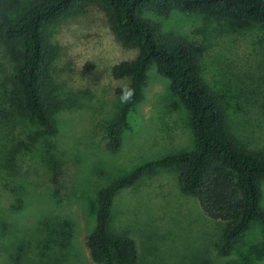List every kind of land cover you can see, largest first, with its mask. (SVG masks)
<instances>
[{
	"label": "rangeland",
	"instance_id": "obj_1",
	"mask_svg": "<svg viewBox=\"0 0 264 264\" xmlns=\"http://www.w3.org/2000/svg\"><path fill=\"white\" fill-rule=\"evenodd\" d=\"M32 1L0 0V264H100L85 246L100 191L145 162L192 148L189 114L151 64L120 146L109 148L105 125L121 105L117 87L129 82L111 65L136 49L117 39L108 10L87 0L44 27L52 128H42L15 97L20 43L2 38ZM153 13L162 32L194 47L229 132L264 153V26L179 8ZM180 168L157 166L112 196L109 229L134 240L138 264H264L263 225L253 221L224 244L225 223L182 191ZM259 190L264 208V179Z\"/></svg>",
	"mask_w": 264,
	"mask_h": 264
},
{
	"label": "trees",
	"instance_id": "obj_2",
	"mask_svg": "<svg viewBox=\"0 0 264 264\" xmlns=\"http://www.w3.org/2000/svg\"><path fill=\"white\" fill-rule=\"evenodd\" d=\"M85 1L33 0L14 21L2 27L5 42L20 43L19 65L13 75L20 109L45 129L52 128V120L44 99V27ZM93 1L108 10L117 39L136 49L133 57L111 65V74L127 77L135 95L132 102L121 103L117 115L105 125L109 148L116 150L120 146V128L128 112L143 98L151 64L169 79L171 91L187 110L194 143L189 150L145 162L102 188L95 225L85 236L90 259L100 264H138L134 240L126 233L114 234L109 229L112 196L160 165L181 166L178 181L182 191L194 195L207 216L225 223L224 244L239 236L253 221L264 228L259 190V181L264 179V153L245 147L229 132L218 95L204 81L190 42L162 32L158 22L144 19L146 10L165 13L179 8L264 26V0ZM117 92L120 93V87Z\"/></svg>",
	"mask_w": 264,
	"mask_h": 264
},
{
	"label": "clouds",
	"instance_id": "obj_3",
	"mask_svg": "<svg viewBox=\"0 0 264 264\" xmlns=\"http://www.w3.org/2000/svg\"><path fill=\"white\" fill-rule=\"evenodd\" d=\"M144 19L150 20L155 23L158 22L159 17L157 14L146 10L144 14ZM134 95H135V89L131 87L130 82L123 83L120 85V94H119L120 103L128 104L132 102Z\"/></svg>",
	"mask_w": 264,
	"mask_h": 264
}]
</instances>
